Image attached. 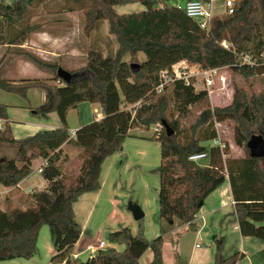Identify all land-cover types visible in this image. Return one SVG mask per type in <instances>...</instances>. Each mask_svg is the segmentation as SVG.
I'll list each match as a JSON object with an SVG mask.
<instances>
[{
    "label": "trees",
    "instance_id": "trees-1",
    "mask_svg": "<svg viewBox=\"0 0 264 264\" xmlns=\"http://www.w3.org/2000/svg\"><path fill=\"white\" fill-rule=\"evenodd\" d=\"M55 0H0V45L22 46L36 27L31 23L32 11ZM88 1L85 5L84 3ZM193 0H75L85 16V33L102 22L109 24V34L118 44L114 55L105 56L102 50L88 51L86 67L71 71L69 83L57 75V64L44 62L35 55L20 52L38 67L54 73L55 84L43 80L13 82L0 75V89L26 98L30 90L45 93V103L34 115L43 118L55 113L61 123L54 130L40 131L34 136L16 140L8 122V106L0 104V144L16 146L13 160L0 163V185L17 187L32 173V164L46 160L42 177L47 187L28 194L32 204L26 209L0 208V262L16 259L30 260L38 254V241L43 226L50 231L55 253L53 264H140L147 250L153 253L150 264H164V223L177 220L189 229L204 202L219 187L230 182L236 202V216L241 235L252 237L264 245V158L230 160L218 147L205 146L217 137L214 121L234 122V142L246 147L253 135L264 136V87L256 93L235 86L233 99L226 107L212 108L205 90L196 91L192 82L175 80L161 92V72H172L183 61L202 69L231 68L244 78L264 74V0H237L231 15L216 16L209 30H203L176 5ZM140 4L142 12L120 15L121 5ZM227 41L233 52L221 46ZM253 55L256 66L238 62L236 54ZM134 72L127 61L138 62ZM98 104L103 118L76 131L71 138L67 117L81 103ZM200 110L189 135L183 137L181 120L193 110ZM165 121L174 130L167 136L164 128L150 139L159 143L161 164L158 191L161 235L149 241L144 233L143 219L138 221L139 233L134 235L124 227L107 236V246L86 260L74 259V247L82 235L73 205L88 192L101 189L105 161L123 149L133 129L149 130ZM70 144L81 149L76 161L81 162L78 174H70L63 166L61 147ZM207 153L208 165L191 161L193 155ZM226 153L225 155H227ZM75 161V162H76ZM21 166H18V164ZM213 264H236L239 255L226 258L225 241L215 240ZM123 246L119 251L117 247ZM264 258V249L261 253Z\"/></svg>",
    "mask_w": 264,
    "mask_h": 264
},
{
    "label": "crops",
    "instance_id": "crops-1",
    "mask_svg": "<svg viewBox=\"0 0 264 264\" xmlns=\"http://www.w3.org/2000/svg\"><path fill=\"white\" fill-rule=\"evenodd\" d=\"M64 1L65 0H55L51 4H48L47 6H44L35 11L36 13L34 14L32 22L36 23V29L31 33L30 38L24 45H0V75L2 78L13 82H20L22 80L28 79H37L48 81L52 84L54 83V73L49 69L38 67L31 60L22 56L20 52L30 53L37 56L44 62L57 64L60 67L71 72L86 67L88 51L92 48L91 46H96V48L101 49V43H103V40H101L100 38L101 36L103 37L105 35V37H111V39H115L109 34V24L107 22H105L106 24L100 23L90 33V35H86L84 29V13L80 9L65 8ZM219 1L223 2V0H214L213 3L215 9V4ZM53 5L55 6V9L50 8ZM52 9H54L53 11L56 10L54 14L58 18L45 19L42 22H36L38 19L43 17L41 16L42 11L45 10V14H52ZM216 14L220 16L223 13ZM46 16L51 17L54 15ZM117 48L118 47H116V49ZM28 94L30 97H34L35 100H31V98L28 97ZM28 94L27 103L23 100L18 101L17 104L20 108H24V110L28 109V111L30 109L33 111L45 103V93L43 91L39 93L38 91L31 90L28 92ZM0 97L11 100L3 94H0ZM4 105L10 106L12 104L6 103ZM24 117L25 118L21 120L17 118L11 119L8 111V122L11 125L12 133L16 140L34 136L40 131L54 130L61 126L58 116L54 113H51L43 118H30V116H27V114H25ZM102 118L103 111L98 104H92L88 102L81 103L76 109L70 111L67 117L71 138H75L76 131L81 127L92 123L95 120L99 121ZM133 137L139 139L146 145L147 143L152 141L150 139L151 136L136 135ZM62 151L63 155H65V159L66 156H69V160L77 158L81 153V149L76 148L70 144H64L61 147V152ZM121 154L122 151L119 154L117 153L114 156L109 157L105 161L102 168V175L106 172V170L108 171L110 168L111 164H109L108 162L112 161V158L116 159V157ZM16 155V146L11 144H0V163L6 160H13L15 159ZM41 164L42 161L40 159L34 161L32 164L31 175L24 179L21 183H19L17 187L5 188L0 185V208L2 210L15 208L26 209L27 207H25L21 203L24 202L22 196H28V194L32 193V191L34 190H43L47 187V182L43 179L42 175H36L38 173L36 169ZM63 164V166H65V163ZM103 187L104 186H101V189H99L98 191L83 194L73 205L76 214V220L82 227V235L74 247V253L81 254V260H86L89 257V252L86 251V247L88 245L98 244L96 242V239L92 237V234H94L95 232L94 230L96 226V223L94 222L101 220V218L103 217L102 222L100 223V227L101 229L104 228L106 221L109 219V215H103L102 217L101 215L103 214L104 209L107 207V205L109 204L111 207L110 216H112L115 208L121 206L119 204V201L116 202L111 197L107 196L109 195V191L107 190V188L104 190ZM17 203H21V206H18ZM117 203L119 205H117ZM235 205L236 202L232 194L231 185L229 180L227 179L223 186L215 190L203 202V206L194 221V225L197 229V235H199L202 231H205L207 235L215 234L213 237L214 242L216 239L223 238L225 241L224 255L226 258H229L233 255L238 254L239 260L236 264H264V258L261 255L264 249V245L261 241L255 238L244 237L241 235L239 222L236 216ZM127 211L130 214V217L127 216L129 218H126L123 214L124 212L121 211L120 214L118 213L119 220H115L114 222L115 226L120 225L124 217L128 220L134 219L132 213L128 210V207ZM134 221L138 222L135 219ZM176 223L181 222L175 220L172 226H174ZM127 224L128 223H125V225L123 226H127ZM181 225L184 224L181 223ZM184 226L188 227L187 225ZM117 229L119 228L115 227V229H112V231H109V233L117 231ZM172 250L173 254L176 257V263L186 264V261L182 260L178 245L172 246ZM205 252L207 253L205 258H202L198 261H200L201 264H212L216 253L215 243H213V246L209 250L206 249ZM32 259H16L12 261H31ZM152 259V251L147 250L141 257L139 262L140 264H150L152 262ZM163 261L164 264H166L164 246Z\"/></svg>",
    "mask_w": 264,
    "mask_h": 264
},
{
    "label": "rangeland",
    "instance_id": "rangeland-1",
    "mask_svg": "<svg viewBox=\"0 0 264 264\" xmlns=\"http://www.w3.org/2000/svg\"><path fill=\"white\" fill-rule=\"evenodd\" d=\"M6 2L10 3L13 0H5ZM68 4L66 6L73 7V8H80V5H76L75 0H67ZM88 1L84 4L86 5ZM215 13H223L224 7L223 2L219 1L216 4ZM59 7V6H57ZM50 8H54L53 5ZM52 9V14H45V10L42 11L41 16L42 18L38 19L36 22H42L45 19H54L58 18L55 16ZM145 8L140 4H130V5H121L116 8V11L120 15L137 13L144 11ZM31 23L36 27V23L32 22L34 14L36 12H31ZM46 15H54V16H46ZM225 14H221L219 17H222ZM40 16V17H41ZM102 24H106L102 22ZM103 40L101 49L104 51L103 53L105 56H112L116 51V47L118 44L115 39H111V37H105V35L100 37ZM91 44V43H90ZM92 48H96V46H91ZM99 49V48H98ZM100 49V50H101ZM145 56L140 54L138 56V62L130 60L127 58L129 63H140L142 62ZM224 76L226 78V88L222 87L219 77ZM193 82L199 84L194 87L195 90L201 91L203 85L200 81H196L193 79ZM215 86L214 92L209 95L210 104L212 108L215 107H226L231 104L233 99L234 87L235 86H242L247 91H255L258 93L264 87V74L253 77V78H244L234 72L231 68L223 67L219 71L218 76L215 78ZM55 83V81H54ZM52 83V84H54ZM34 91H38L41 93V90L33 89ZM31 91V90H30ZM0 89V94L6 95L7 98L5 99L0 97V104L11 103L12 105L8 106L9 115L11 119H23L25 118L24 115L30 116V118H37L33 114L35 110H30L24 108H20L18 106V101L23 100L26 103L28 102V97L31 100H35L34 97L24 98L16 94L12 93H2ZM14 104V105H13ZM17 105V106H15ZM17 107V108H16ZM35 109V108H34ZM27 111V112H26ZM200 110L196 109L193 110L190 116L186 119L181 120V130L182 136L187 137L189 135V128L192 124H194ZM55 114V113H54ZM57 118V117H56ZM58 121V119H57ZM221 127H219V134L222 141L226 144V153H228L225 157L230 158V160H240L245 158L247 153H249L248 148L246 147H238L234 142V122L227 120L224 122H220ZM156 131V127L152 126L149 130H140V129H133L130 131V135L132 137H127L123 144L122 154L117 156L116 159L112 158V161L108 163L111 164L109 170L102 175L101 182L102 186H104V190L107 188L109 191L108 197H111L114 201H119L120 207L115 208V211L110 216L111 207L108 204L107 207L104 209L103 214L109 215V219L106 221L104 228L101 229L100 223L102 222L103 217L101 220H98L95 226V232L92 234L93 238L96 239V242L103 241L105 243V247L107 246V236L109 231L112 229L119 228L122 229L124 227H128L131 229L134 235L139 233V223L135 222L134 219H126L130 217V214L127 211V207L130 203L137 204L140 206L145 214L143 219L144 225V233L146 238L149 241L157 238L161 235L160 229V216H159V204H158V191L160 186V178H159V166L161 164V153H160V146L159 143L152 140L149 143L144 144L139 139L133 137L136 135H146V136H154ZM213 143L208 142L203 145L209 147ZM120 153V152H119ZM118 153V154H119ZM62 158H65L62 151ZM77 158L73 160H69V156H66V161H64L65 166L64 168L72 175L78 174L81 166L80 161H76ZM43 161V159H40ZM7 161V160H6ZM76 161V162H75ZM67 162V163H66ZM107 163V164H108ZM202 165H208V160H203L200 162ZM64 165V164H63ZM20 166V163H19ZM112 166V168H111ZM111 169V170H110ZM39 176L40 174H36ZM35 191V190H34ZM32 191V192H34ZM30 194V193H29ZM21 198V197H20ZM22 199L24 202H21L22 205L28 207L30 203L32 204L31 200L28 198L27 195H23ZM21 203H17L18 206H21ZM117 203V205H119ZM124 212L125 215L122 223L120 225L115 226V220H119L118 213L120 214ZM129 216V217H127ZM125 223H128L127 226ZM114 224V225H112ZM166 223H164L165 225ZM180 224V225H179ZM129 225V226H128ZM167 225V226H166ZM165 225V232L162 234L164 238V250H165V257H166V264H177L176 257L173 254L172 246L178 245L179 251L181 253V257L183 261H186V264H201L200 259L205 258L206 252L205 250H209L214 243V235L215 234H206L205 231H202L199 235H197V229H189L181 223H176L174 226L172 225ZM101 229V230H100ZM117 229V230H119ZM114 231V230H113ZM86 238V237H85ZM97 244V245H98ZM96 246V245H95ZM104 247V248H105ZM119 251L124 249L123 246L117 247ZM55 253V247L52 244L50 231L47 226H43L40 231L39 236V244H38V254L32 259L31 261H6L0 262V264H53L51 262V258ZM205 254V255H204ZM224 254V252H223ZM225 256V255H224ZM90 257V256H89ZM190 261V262H189ZM213 264V263H212Z\"/></svg>",
    "mask_w": 264,
    "mask_h": 264
},
{
    "label": "built area",
    "instance_id": "built-area-1",
    "mask_svg": "<svg viewBox=\"0 0 264 264\" xmlns=\"http://www.w3.org/2000/svg\"><path fill=\"white\" fill-rule=\"evenodd\" d=\"M237 0H223V7L224 12L223 14L231 15L234 12V5ZM214 0H193L188 1L185 3H178L176 7L179 10H182L185 12V14L195 21L201 29L203 30H209L211 26V21L214 17L218 16L215 13V6H214ZM221 46L228 50L232 51L233 46L229 44L227 41H223L221 43ZM234 51V50H233ZM232 51V52H233ZM238 58V62L241 65L245 66H256L257 60L253 55L240 53L236 54ZM264 57V54L262 55ZM221 68H214V69H202L198 65L190 64L187 61H183L179 64H176L172 68V72L163 71L161 72V84L156 88L157 92H161L162 89L166 84L169 82L175 81V80H183L186 82L187 85H189L192 82V79H195L196 81H200V83L203 85V88L201 90H205L208 95H211L214 92V86H215V78L218 76L219 71ZM220 82L222 84V87L226 88V78L224 76L219 77ZM198 83H193V86L196 87ZM219 127H221V123L217 120L214 121V128L217 132V137L212 140V147H218L223 154L224 157H226V144L222 141L220 134H219ZM162 125L158 124L156 125V131L155 133H158L162 129ZM1 129V124H0ZM208 158L207 153L197 154L191 156L189 159L193 162L200 163L203 160H206ZM46 165V160L43 159L42 164L36 169V171L39 174H42L43 168ZM105 247V243L103 241L99 242L98 245H88L86 248V251L89 252V256L94 255L97 250L103 249ZM80 255L78 253H74L72 257L74 259H80ZM66 264V263H63Z\"/></svg>",
    "mask_w": 264,
    "mask_h": 264
},
{
    "label": "water",
    "instance_id": "water-1",
    "mask_svg": "<svg viewBox=\"0 0 264 264\" xmlns=\"http://www.w3.org/2000/svg\"><path fill=\"white\" fill-rule=\"evenodd\" d=\"M130 68L136 72L140 68V65L137 63H131ZM57 75L64 83H69L74 77H76L75 74H72L64 68H59ZM161 125L165 129L167 136H173L175 134L174 130L167 124V122L163 121ZM247 148L252 158H264V136L262 134L251 136L247 142ZM202 206L203 202L199 204V208L201 209ZM128 210L132 213L136 221L144 218V212L137 204L130 203L128 205Z\"/></svg>",
    "mask_w": 264,
    "mask_h": 264
}]
</instances>
